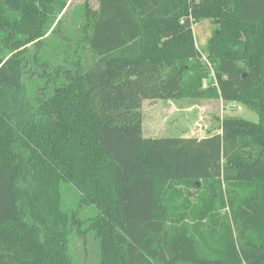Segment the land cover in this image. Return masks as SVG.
<instances>
[{
    "label": "trees",
    "instance_id": "1",
    "mask_svg": "<svg viewBox=\"0 0 264 264\" xmlns=\"http://www.w3.org/2000/svg\"><path fill=\"white\" fill-rule=\"evenodd\" d=\"M97 2L74 38L67 0H0V264H72L88 234L99 264H264V0ZM219 97L257 122L142 136V101Z\"/></svg>",
    "mask_w": 264,
    "mask_h": 264
},
{
    "label": "rangeland",
    "instance_id": "2",
    "mask_svg": "<svg viewBox=\"0 0 264 264\" xmlns=\"http://www.w3.org/2000/svg\"><path fill=\"white\" fill-rule=\"evenodd\" d=\"M91 8L95 9L96 7ZM70 11H73V13H69ZM83 15V7H68L61 25L60 31L62 35L68 34L70 37L76 38L79 26L85 20ZM214 28V24L210 21L197 23L192 27L198 49L204 46ZM53 41L57 44L60 41V36L57 35ZM212 81V77L207 79L204 82V86L211 85ZM141 113L142 136L144 138L188 137L201 139L221 133L225 118H241L252 123L257 122V115L254 112L240 104L226 101L221 97L217 99L145 100L142 101ZM226 191L227 187L223 186V195H225ZM188 193L193 198L192 202H195L194 190L191 189ZM62 194L66 203L68 196L72 197V191L66 184L62 185ZM197 195L198 193H196ZM72 207H74V204ZM79 215L84 217L86 214L80 212ZM217 215L220 221L228 222L229 217H227L228 213L225 208L217 206L215 217ZM188 221L191 222L190 219ZM206 223L204 222L205 227L202 228L205 238L212 234L209 229L213 228L207 226ZM229 224L232 227L230 220ZM68 252L72 264H99L98 242L92 234L83 237H72Z\"/></svg>",
    "mask_w": 264,
    "mask_h": 264
},
{
    "label": "crops",
    "instance_id": "3",
    "mask_svg": "<svg viewBox=\"0 0 264 264\" xmlns=\"http://www.w3.org/2000/svg\"><path fill=\"white\" fill-rule=\"evenodd\" d=\"M79 0H77L78 2ZM84 0H80L78 3L76 0H67V7H83L82 3ZM89 6L90 7H98L97 0H89Z\"/></svg>",
    "mask_w": 264,
    "mask_h": 264
}]
</instances>
